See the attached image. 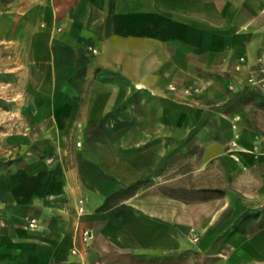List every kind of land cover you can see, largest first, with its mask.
Returning a JSON list of instances; mask_svg holds the SVG:
<instances>
[{
	"label": "crops",
	"instance_id": "obj_1",
	"mask_svg": "<svg viewBox=\"0 0 264 264\" xmlns=\"http://www.w3.org/2000/svg\"><path fill=\"white\" fill-rule=\"evenodd\" d=\"M258 62L264 0H0L1 91L8 104L16 101L3 113L13 111L28 131L44 116L58 130L86 128L134 94L168 95L160 87L172 74L235 73ZM6 140L31 143L27 135ZM48 162L17 168L0 158V264H264L263 229L221 240L203 235L208 221L189 212L212 204L202 197L182 201L151 186L97 212L109 195L148 177L138 158Z\"/></svg>",
	"mask_w": 264,
	"mask_h": 264
},
{
	"label": "rangeland",
	"instance_id": "obj_2",
	"mask_svg": "<svg viewBox=\"0 0 264 264\" xmlns=\"http://www.w3.org/2000/svg\"><path fill=\"white\" fill-rule=\"evenodd\" d=\"M217 70L191 71L185 77L172 74L168 85L160 87L168 95L137 98L134 94L101 121L63 130L46 116L39 128H20L12 107L10 114L3 113L16 101L8 104L0 82V158L17 168L37 158L64 167L82 166L84 160L97 166L106 154L127 162L138 158L148 171L140 181L151 182L155 193L164 190L182 201L202 197L212 202L200 211H189L192 217L199 212L204 224L208 221L203 235L211 233L221 240L227 234L247 236L264 230V62L235 73ZM112 78L127 89L128 82L120 75ZM40 101L45 105L48 99ZM131 101L144 104L130 108ZM31 102L28 98L27 105ZM147 103L152 105L148 111ZM19 135H27L31 143L7 144L8 136ZM145 187L139 185L138 190ZM200 189L202 194H195ZM211 190L223 194L207 192ZM216 207L219 216L212 223Z\"/></svg>",
	"mask_w": 264,
	"mask_h": 264
},
{
	"label": "trees",
	"instance_id": "obj_3",
	"mask_svg": "<svg viewBox=\"0 0 264 264\" xmlns=\"http://www.w3.org/2000/svg\"><path fill=\"white\" fill-rule=\"evenodd\" d=\"M139 185H146L145 188H149L153 184L151 182H148V181H139V182H136V183L130 185L127 188H122V189L112 193L111 195H109L105 199L104 204L97 209V212H106L110 208H112L113 206L117 205L122 200L128 198L129 196L134 195L138 191ZM207 192H209L211 194H213V193L214 194H219V195L223 194V192L218 191V190H211V191H207ZM171 196L174 197V198H177V197H175L173 195H171ZM177 199H179V198H177Z\"/></svg>",
	"mask_w": 264,
	"mask_h": 264
},
{
	"label": "built area",
	"instance_id": "obj_4",
	"mask_svg": "<svg viewBox=\"0 0 264 264\" xmlns=\"http://www.w3.org/2000/svg\"><path fill=\"white\" fill-rule=\"evenodd\" d=\"M87 52L91 55H94L96 52L92 47L87 48ZM77 214L80 216L83 214V209L80 207L77 211ZM24 223L28 229H35L37 227V221L31 217H24ZM86 237V234H84V238Z\"/></svg>",
	"mask_w": 264,
	"mask_h": 264
},
{
	"label": "water",
	"instance_id": "obj_5",
	"mask_svg": "<svg viewBox=\"0 0 264 264\" xmlns=\"http://www.w3.org/2000/svg\"><path fill=\"white\" fill-rule=\"evenodd\" d=\"M89 235V234H88Z\"/></svg>",
	"mask_w": 264,
	"mask_h": 264
}]
</instances>
